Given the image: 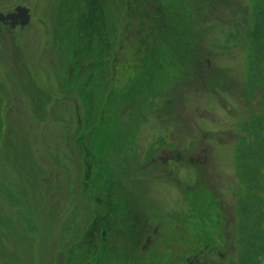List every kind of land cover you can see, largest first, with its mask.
Here are the masks:
<instances>
[{"label":"rangeland","instance_id":"1","mask_svg":"<svg viewBox=\"0 0 264 264\" xmlns=\"http://www.w3.org/2000/svg\"><path fill=\"white\" fill-rule=\"evenodd\" d=\"M98 6L103 51L115 54L104 76L129 82L102 163L140 218L109 235L114 258L264 264V0H82L73 11L0 0L1 14L29 15L24 30L0 32V250L16 258L0 252V264H67L85 232L93 206L76 130L90 96L72 99L65 79L79 54L80 72L102 79L89 65L101 53ZM150 226L161 246L139 251L131 239Z\"/></svg>","mask_w":264,"mask_h":264},{"label":"flooded vegetation","instance_id":"2","mask_svg":"<svg viewBox=\"0 0 264 264\" xmlns=\"http://www.w3.org/2000/svg\"><path fill=\"white\" fill-rule=\"evenodd\" d=\"M81 1L82 0H62V5L66 8L71 6L70 10H72L75 9V7ZM94 11L96 12L95 19L91 22V24H96L97 35H101V37L97 38L96 40L101 53L99 56L96 54V56H98V62L89 63V65L91 64L93 67H99L98 69H102V72L97 73L99 76H102V79L100 82L97 81L93 83L91 82L89 75L84 72H80V68L83 66L81 70L84 71L86 65L81 59L83 56H80V54L78 55V52L76 55H78L79 58L76 57L74 60H72L65 79V84L70 88L67 93L68 96L72 94L74 90L77 92V98L73 97L72 99L77 101L79 98V100L84 102V99L79 94L82 89L88 96H90V103H82V105L87 108V118L83 124L79 123L81 121L78 122L76 134L78 135L77 148L82 152L83 159L86 161L85 169L88 171L86 177L87 179H85L84 176L82 180V185L85 192L84 195L87 201L90 202L89 204L93 206L90 216L86 221L85 232H83V236L80 237L81 240L79 239L80 241L78 240V242L74 244V246H70L68 250L67 264H69L71 259L72 263H79V252L81 251L82 246H87L86 251L89 257L86 259V264H102V260L99 258V256L101 253L103 254L102 248L109 245V235L115 229H117L120 224L122 225V223H124L125 226L128 224L126 218L128 216H126L125 213V208L127 206L125 199L118 187H116L117 185L114 186L112 175H110L103 167L102 162L104 158L102 153V145L106 144V137L108 138L111 135L110 123L113 121L116 115L120 114L119 111L123 103V96L126 94L124 92L127 91L129 82L124 81L125 86L123 87L124 83H120L119 79H115L114 82V80L110 78L108 79L109 81H107V77L104 76V68L102 65H106V63L110 64L111 61H113L112 58L114 59L115 54L112 55L111 50H108L105 53L103 51L110 48V43L108 44V41L105 37L104 28L101 30V24L103 22L102 18L105 20L106 16L104 15L100 6H98V11L97 9H94ZM8 14L9 13L3 15L5 16ZM7 26L0 22V32H3L4 29L6 30L10 27L9 25ZM10 29H8L9 32H13L15 34L18 29L24 30L25 28L22 29L19 25H17L15 28H13L14 30ZM108 52H110V54H107ZM108 57L110 58V61ZM79 59H81L82 65L78 64L77 60ZM96 64L97 66H95ZM112 83H115L116 87L122 90L121 93L119 92L117 95L114 94ZM98 90L100 91V98L96 97V92ZM119 102L122 103L119 104ZM92 105L100 107L97 114L96 123L93 121L94 110ZM91 122L92 124H90ZM86 139H88V142ZM94 199L96 200L94 201ZM112 202H114L116 205L119 204V208L114 207ZM130 214L132 213L130 212ZM117 216L119 218H117ZM133 219H135V215ZM139 223L140 218L138 216L134 225L139 226ZM150 228L151 231L142 233L139 238L133 236V239H131L132 243H135L134 245L137 250H142V252H145L146 246H161V241L159 242L161 238L157 235L156 227L150 226ZM5 230L3 229L2 234L0 233L1 237H3L2 235L7 236ZM131 234H133V232H131ZM8 235L10 236L11 244L13 237L10 232ZM152 236H156L157 239L152 240ZM4 243V240H0V249H5V246L3 245ZM186 261L189 262L188 259H186ZM139 262L146 263L142 258L137 259L136 263ZM205 263L206 262H203V264Z\"/></svg>","mask_w":264,"mask_h":264},{"label":"bare ground","instance_id":"3","mask_svg":"<svg viewBox=\"0 0 264 264\" xmlns=\"http://www.w3.org/2000/svg\"><path fill=\"white\" fill-rule=\"evenodd\" d=\"M156 68V67H155ZM169 69V68H168ZM106 145L104 144V145H102V147L104 148ZM102 148V149H103ZM87 173H88V171H85L84 170V176H85V179H87L86 177H87ZM113 184H114V186H116V183H115V181H113ZM116 187H118V186H116ZM123 196V195H122ZM96 199H94V201H95ZM112 204H113V206L114 207H116V208H119V204L118 205H116L114 202H112ZM126 216H128L129 214H130V212L132 213L131 215H132V218L134 217V215H135V219L137 220V218H138V216L131 210V208L127 205L126 206ZM134 214V215H133ZM117 218H119L118 216H117ZM115 222V221H114ZM135 243H132V246H135L134 245ZM109 246V245H108ZM108 246H104V248H102L103 249V254L101 253L100 254V256H99V258L102 260V264H105V263H107V262H109V261H111V263H114V264H121V262H123V264H130L131 262H132V260L130 259H127V261L125 260V259H122V260H120L119 258H118V256L116 257V258H114V256H113V253H112V249L111 248H109ZM9 247H12V246H9ZM146 248H148V246H146ZM27 250H29L30 252H31V247H27L26 248ZM12 250H15V248H14V246H13V249ZM0 252L1 253H3V255L6 253V255H4V257L5 256H7L8 258H9V260L8 261H12V262H14V263H16V258H12V254H10V253H7L6 251H1L0 250ZM134 255L135 254H133L132 253V255H131V257L133 258L134 257ZM13 259V260H12ZM83 262H85V260H82L81 262H80V264H83ZM11 264V263H10ZM137 264H146V263H137Z\"/></svg>","mask_w":264,"mask_h":264},{"label":"water","instance_id":"4","mask_svg":"<svg viewBox=\"0 0 264 264\" xmlns=\"http://www.w3.org/2000/svg\"><path fill=\"white\" fill-rule=\"evenodd\" d=\"M29 20L28 11L24 8H16L14 13L8 14L6 16L0 14V22L5 25H9L12 29L19 25L24 28Z\"/></svg>","mask_w":264,"mask_h":264},{"label":"trees","instance_id":"5","mask_svg":"<svg viewBox=\"0 0 264 264\" xmlns=\"http://www.w3.org/2000/svg\"><path fill=\"white\" fill-rule=\"evenodd\" d=\"M251 35H252V34H251ZM251 35H250V37H251ZM252 36H253V35H252ZM252 50L254 51V49H252ZM212 137H213V136H212ZM204 152H205V151H204ZM204 152H203V153H204ZM204 154H206V153H204ZM204 154H203V155H204ZM200 178H202V177H201L200 174H198L197 179H198V181H199V184H202ZM202 179H203V178H202ZM126 204H127V203H126Z\"/></svg>","mask_w":264,"mask_h":264}]
</instances>
